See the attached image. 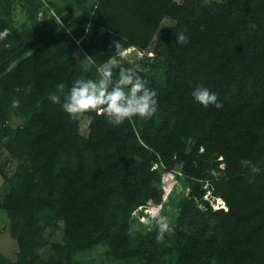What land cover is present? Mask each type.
I'll use <instances>...</instances> for the list:
<instances>
[{
    "label": "trees",
    "instance_id": "trees-1",
    "mask_svg": "<svg viewBox=\"0 0 264 264\" xmlns=\"http://www.w3.org/2000/svg\"><path fill=\"white\" fill-rule=\"evenodd\" d=\"M3 1L7 8L24 3L35 15L44 6L42 0ZM93 5L88 16L53 3L55 15L66 22L62 31L49 18L21 30L0 16V125L13 138L11 151L25 158L20 183L0 198L18 254L13 261L0 256V264H75L71 250L96 244L127 264H264V0ZM177 32L189 38L186 45L176 44ZM119 39L126 50L147 49L155 40L164 72L138 73L157 91L158 111L119 127L85 112L91 132L82 136L78 117L67 115L48 94L57 83L66 92L78 76L95 78L96 66ZM80 50L95 61L88 72L77 59ZM13 61L18 63L11 67ZM29 84V93L16 91ZM196 84L216 93L223 107L197 103L191 95ZM13 99L19 107H11ZM13 112L28 116L24 126L10 127ZM242 159L261 173L252 176ZM178 166L190 190L172 200L176 215L160 213L174 226L157 243L154 227L144 233L131 228L132 212L150 199L160 203L162 174ZM206 182L228 209L203 199ZM58 221L71 250L57 248L42 259L45 230Z\"/></svg>",
    "mask_w": 264,
    "mask_h": 264
},
{
    "label": "rangeland",
    "instance_id": "rangeland-1",
    "mask_svg": "<svg viewBox=\"0 0 264 264\" xmlns=\"http://www.w3.org/2000/svg\"><path fill=\"white\" fill-rule=\"evenodd\" d=\"M44 3L43 9H41L36 15L28 11V6L19 1H13L9 8L6 7L4 1L0 4V16L7 19L10 26L18 27L19 29H24L31 27V25H39L44 22L46 18L55 20L58 30H66V22L59 15H55L56 11L52 4L55 3L58 6L62 5L65 10H75L77 13H85L86 15H91L93 4L96 0H89V3L85 5H79L77 0H42ZM8 12L7 15H5ZM5 15V16H4ZM33 15V16H32ZM32 17V19H31ZM59 22V23H58ZM167 25H172L171 21L166 20ZM10 33V28L3 31V35ZM158 36V35H157ZM156 36V38H157ZM155 38V39H156ZM155 40L151 46L147 49H140L138 47H133L131 51L127 53V60L124 62L128 67H132L134 70L145 71V72H164L159 61L156 58V53L154 51ZM129 50V49H128ZM78 61L81 63L86 56V54L80 50L76 54ZM18 61H13L11 67H14ZM156 74V75H157ZM158 76V75H157ZM80 134L82 136H89L91 130L89 127L91 118L83 113L78 117ZM28 121V116L18 114L13 112L10 117L9 125L10 127L19 128L24 126ZM15 147L13 138L4 136L0 125V198L3 197L15 186L20 183L19 169L20 164L25 159L23 156L20 157L11 151L10 147ZM200 151H203L201 149ZM19 154V153H18ZM218 160H223L219 158ZM220 168H224L225 164L220 161ZM158 165L155 164L152 168H156ZM213 175H219L217 170H212ZM185 176L181 170V166L176 167L172 171H165L162 174V198L160 203H156L154 200L150 199L146 205L139 206L136 210L132 212L131 218V228L138 227L142 233L147 232L154 226L148 223L150 213L153 210L161 213L164 209L169 211V213L175 214L176 205L173 204L172 200H175L177 195L184 193L188 195L189 188L186 186L184 181ZM205 189V195L203 199L208 201L214 208L222 207L226 210L228 206L225 201L213 194L209 184L206 182L203 185ZM199 201V200H198ZM201 208H206V205L202 202L199 203ZM176 215V214H175ZM174 215V216H175ZM170 225L174 226V221L170 220L168 214L165 215ZM11 218L2 210H0V256L8 258L9 260H16L18 254V247L16 239L10 234ZM57 248H64L66 250H71L70 246L66 243L64 222L58 221L56 224L47 227L44 233V239L42 246L38 249V253L42 259H48L50 256L56 254ZM72 261L75 264H127L125 261L119 259H114L108 248L101 244H96L87 249H73Z\"/></svg>",
    "mask_w": 264,
    "mask_h": 264
},
{
    "label": "clouds",
    "instance_id": "clouds-1",
    "mask_svg": "<svg viewBox=\"0 0 264 264\" xmlns=\"http://www.w3.org/2000/svg\"><path fill=\"white\" fill-rule=\"evenodd\" d=\"M176 36V44L186 45L189 42V38L183 32H177ZM113 46L114 52L102 65L96 66L95 78L78 76L73 79L66 92L65 84L57 83L55 85L57 91L50 92L48 99L59 104L61 109L73 119L85 112H96L113 127H119L125 121L131 122L134 118L141 120L152 118L159 107L157 91L151 88L149 81L136 70L125 66L127 50L120 43V39L113 40L109 48L111 49ZM91 56L86 55L81 60L85 72L95 65ZM22 90L25 91V94L29 93L31 85H26L23 89L20 86L16 88L17 92ZM191 95L197 103L205 108L214 106L221 109L223 107L222 102L218 101L217 94L203 84H196L192 88ZM19 103L18 99H13L11 107H19ZM240 164L242 167L248 168L252 176L258 175L262 171L257 164L249 159H242ZM148 223L153 225L156 230V242L163 243L166 233L172 229L168 218L153 210Z\"/></svg>",
    "mask_w": 264,
    "mask_h": 264
},
{
    "label": "built area",
    "instance_id": "built-area-1",
    "mask_svg": "<svg viewBox=\"0 0 264 264\" xmlns=\"http://www.w3.org/2000/svg\"><path fill=\"white\" fill-rule=\"evenodd\" d=\"M132 48H133V47H132ZM132 48H129V50L127 49V53H128L129 51H131Z\"/></svg>",
    "mask_w": 264,
    "mask_h": 264
},
{
    "label": "crops",
    "instance_id": "crops-1",
    "mask_svg": "<svg viewBox=\"0 0 264 264\" xmlns=\"http://www.w3.org/2000/svg\"><path fill=\"white\" fill-rule=\"evenodd\" d=\"M49 1V0H48ZM62 7V5H60Z\"/></svg>",
    "mask_w": 264,
    "mask_h": 264
}]
</instances>
